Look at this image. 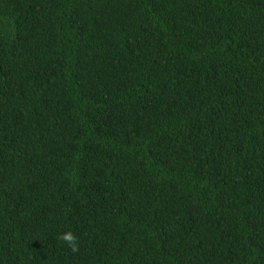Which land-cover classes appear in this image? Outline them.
I'll use <instances>...</instances> for the list:
<instances>
[{
    "label": "trees",
    "instance_id": "trees-1",
    "mask_svg": "<svg viewBox=\"0 0 264 264\" xmlns=\"http://www.w3.org/2000/svg\"><path fill=\"white\" fill-rule=\"evenodd\" d=\"M0 264H264V0H0Z\"/></svg>",
    "mask_w": 264,
    "mask_h": 264
},
{
    "label": "clouds",
    "instance_id": "clouds-1",
    "mask_svg": "<svg viewBox=\"0 0 264 264\" xmlns=\"http://www.w3.org/2000/svg\"><path fill=\"white\" fill-rule=\"evenodd\" d=\"M60 239L67 244V246L70 248L72 252H77L79 250L77 238L75 235H73L72 232L69 231L63 233Z\"/></svg>",
    "mask_w": 264,
    "mask_h": 264
}]
</instances>
